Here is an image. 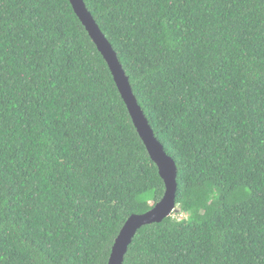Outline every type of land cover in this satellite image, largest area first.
Masks as SVG:
<instances>
[{"label": "trees", "instance_id": "1", "mask_svg": "<svg viewBox=\"0 0 264 264\" xmlns=\"http://www.w3.org/2000/svg\"><path fill=\"white\" fill-rule=\"evenodd\" d=\"M84 1L178 167L124 264H264V0ZM164 194L70 0H0V264H108Z\"/></svg>", "mask_w": 264, "mask_h": 264}, {"label": "water", "instance_id": "2", "mask_svg": "<svg viewBox=\"0 0 264 264\" xmlns=\"http://www.w3.org/2000/svg\"><path fill=\"white\" fill-rule=\"evenodd\" d=\"M70 3L76 16L107 62L137 133L142 139L150 158L156 164L159 175L165 185V194L162 200L147 213L131 216L116 237L108 264H124L129 247L138 230L146 225L162 223L175 213L177 209L178 167L157 139L153 128L133 93L129 77L119 61L116 51L102 32L92 13L88 10L85 1L70 0Z\"/></svg>", "mask_w": 264, "mask_h": 264}, {"label": "rangeland", "instance_id": "3", "mask_svg": "<svg viewBox=\"0 0 264 264\" xmlns=\"http://www.w3.org/2000/svg\"><path fill=\"white\" fill-rule=\"evenodd\" d=\"M178 211V210H177ZM180 218H184L183 216L181 217V216H179Z\"/></svg>", "mask_w": 264, "mask_h": 264}]
</instances>
